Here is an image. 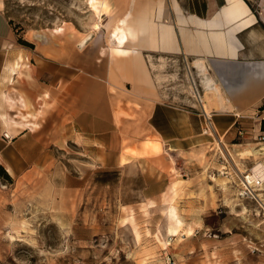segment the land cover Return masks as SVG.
I'll return each mask as SVG.
<instances>
[{"label":"rangeland","instance_id":"374dc122","mask_svg":"<svg viewBox=\"0 0 264 264\" xmlns=\"http://www.w3.org/2000/svg\"><path fill=\"white\" fill-rule=\"evenodd\" d=\"M2 1L26 44L22 70L34 66L41 83L56 77L57 142L35 177L14 183L0 172V264H264V182L245 191L255 159L232 160L264 148V105L230 141L208 130L211 144L184 153L143 145L153 140L146 113L109 58L114 15L134 1L95 0L98 11L88 0ZM245 1L264 19V0ZM161 70L167 88L197 102L182 60ZM80 77L90 81L81 99Z\"/></svg>","mask_w":264,"mask_h":264},{"label":"crops","instance_id":"0c3cea01","mask_svg":"<svg viewBox=\"0 0 264 264\" xmlns=\"http://www.w3.org/2000/svg\"><path fill=\"white\" fill-rule=\"evenodd\" d=\"M129 1L134 3L121 5L126 9L120 7L108 30L110 51L124 53L110 52L109 58L113 76L127 77L131 100L146 113L153 140L143 145L184 153L212 143V132L204 130L208 125L217 138L229 141L246 131L264 105V19L245 0ZM108 5L99 16L103 22ZM27 55L0 0V167L14 183L35 177L57 142L56 77L41 83L34 66L26 74ZM177 58L198 81L192 87L196 103L165 86L162 60ZM79 81L81 99L88 96L90 81ZM46 91L48 115L42 118ZM96 124L104 133L106 123Z\"/></svg>","mask_w":264,"mask_h":264},{"label":"bare ground","instance_id":"6f19581e","mask_svg":"<svg viewBox=\"0 0 264 264\" xmlns=\"http://www.w3.org/2000/svg\"><path fill=\"white\" fill-rule=\"evenodd\" d=\"M88 2L90 4V6L95 11H98V8L101 7V4H98L95 0H88ZM111 52L113 54H115V55L124 53L123 51H121V50H119V49H117L115 47L111 49ZM25 68H26V74H28L30 72V69L28 67H25ZM263 150H264V148H261L259 150H254V149H251L250 148V150H245V151L238 152L235 155V157L237 159H235L234 156L232 157L233 158L232 160H236V162H237V160H239V161H241V160H248L249 158L255 159V162H254L253 167L249 170V174H251L250 176H248L249 182L251 180H255V181L257 180L259 182H264V163L262 161H258L257 160L259 158V155L261 154L260 152H262ZM240 173H243V171H241Z\"/></svg>","mask_w":264,"mask_h":264},{"label":"built area","instance_id":"2783aa9c","mask_svg":"<svg viewBox=\"0 0 264 264\" xmlns=\"http://www.w3.org/2000/svg\"><path fill=\"white\" fill-rule=\"evenodd\" d=\"M205 114V113H204ZM205 116H206V120L209 122V116L207 115V114H205ZM210 131L211 130V128H209V127H206V130H205V132H207V131ZM212 132V131H211ZM239 135H241V131H239ZM259 141L261 142V143H264V133H261L260 134V136H259ZM251 174H249V172L247 173V174H245V176H244V178H243V188H244V190L245 191H247V192H251L252 191V189L254 188V186H257V185H259L260 184V182L259 181H255V180H251L250 182H249V180H248V176H250Z\"/></svg>","mask_w":264,"mask_h":264},{"label":"trees","instance_id":"16d2710c","mask_svg":"<svg viewBox=\"0 0 264 264\" xmlns=\"http://www.w3.org/2000/svg\"><path fill=\"white\" fill-rule=\"evenodd\" d=\"M17 42L20 44V45H26L23 41H21V40H17ZM261 129L264 131V120H262L261 121ZM0 172H1V174H2V176L4 177V178H6V179H10L9 177H8V175L5 173V171L2 169V167H0Z\"/></svg>","mask_w":264,"mask_h":264}]
</instances>
